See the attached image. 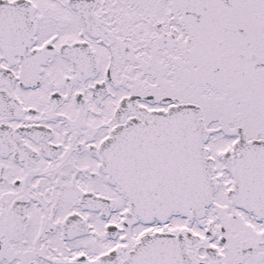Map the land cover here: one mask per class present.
<instances>
[{"label":"snow or ice","instance_id":"1","mask_svg":"<svg viewBox=\"0 0 264 264\" xmlns=\"http://www.w3.org/2000/svg\"><path fill=\"white\" fill-rule=\"evenodd\" d=\"M0 264H264V0H0Z\"/></svg>","mask_w":264,"mask_h":264}]
</instances>
